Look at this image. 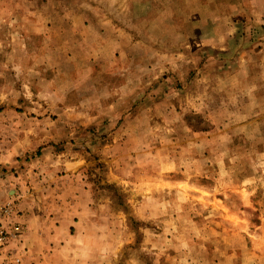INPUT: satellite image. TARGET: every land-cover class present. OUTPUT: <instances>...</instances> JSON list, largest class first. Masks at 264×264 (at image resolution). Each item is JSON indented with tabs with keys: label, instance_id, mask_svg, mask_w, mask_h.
Masks as SVG:
<instances>
[{
	"label": "rangeland",
	"instance_id": "374dc122",
	"mask_svg": "<svg viewBox=\"0 0 264 264\" xmlns=\"http://www.w3.org/2000/svg\"><path fill=\"white\" fill-rule=\"evenodd\" d=\"M220 3L0 0V173L49 218L1 200L0 264H264V30Z\"/></svg>",
	"mask_w": 264,
	"mask_h": 264
},
{
	"label": "crops",
	"instance_id": "0c3cea01",
	"mask_svg": "<svg viewBox=\"0 0 264 264\" xmlns=\"http://www.w3.org/2000/svg\"><path fill=\"white\" fill-rule=\"evenodd\" d=\"M220 1L221 3L219 6L223 8H227L229 10L226 15H231L229 16V18L236 20V23H235V25H237L236 32L239 31L238 28H241L242 30H246L247 32V30H250L248 29V26L250 27L260 26L262 30H264V0H220ZM224 17L226 16L224 15ZM258 21H261L262 23H258ZM73 32H75V30ZM74 36L76 38V35ZM102 39L105 40L106 42H110L112 40L110 36H102L101 31H99V29L97 28L96 32L92 33V37H90V40L92 42V48L91 49L87 48L88 52L89 51L91 52H89L90 57L86 59V64L87 65L89 64L90 68L86 66L87 68H86L84 75H93L94 72H92L91 69H93L94 63L96 62V60L97 61L100 60L101 58L100 56L104 54L102 53L100 46H98L103 42ZM69 52H70V55L69 53L66 54L68 56L67 60H69V63L72 62V64H74L75 66L78 65L79 63L76 61L77 60L76 55L78 53L72 52V50H69ZM241 58L243 59L244 56L242 55ZM111 60L115 62L114 58H109L104 63L107 64L108 61H111ZM110 68L114 69V66L112 67L109 66L108 69ZM226 72L228 75H243L241 71L240 73L239 71H236V72L226 71ZM30 138L32 140V143L44 142L42 137H40L39 135L30 136L28 133H26L24 140L22 138L20 142L24 141L25 144H28L30 141ZM1 152L2 153H0V165L6 164L7 162H9V164L12 165L13 162L10 160H14L16 158L15 154L19 152L22 153V150L17 147L14 149L5 147ZM71 163L74 164V169H76L77 162L74 161ZM11 173L12 174H5V175L0 173V201L3 200L5 197L8 198V196H11L10 194H12L14 198L18 199V208L19 210L22 211V213L19 214L18 216V220L24 223V228H25V230L23 231V235H22V245L26 246L31 241L34 240V238L36 237V233H39V231H41L42 223L43 224L49 223L48 221L49 218L47 219L43 217L41 219L40 217H37L38 215L37 207L38 206H37L35 199L32 198L31 200H27L26 197L23 196L22 192H20L21 184L23 182L22 177L16 176L15 174H13V172ZM48 187L50 190H53V187L51 185ZM80 192L84 194L88 193L86 188L81 189ZM74 206L75 207L72 209L73 216H74L75 209H76V205ZM64 209L65 211L60 210L61 217H59V219L63 218L64 216L69 215L70 209L67 206H64ZM74 219L75 217H73V220L70 221V223L69 221L66 223H68L69 225H74L75 224ZM42 220L43 222H41ZM51 220H53V218ZM39 224H40V227H39Z\"/></svg>",
	"mask_w": 264,
	"mask_h": 264
},
{
	"label": "built area",
	"instance_id": "2783aa9c",
	"mask_svg": "<svg viewBox=\"0 0 264 264\" xmlns=\"http://www.w3.org/2000/svg\"><path fill=\"white\" fill-rule=\"evenodd\" d=\"M14 207L10 203H6L4 205H0V246H6L10 237H15L20 231L21 226L12 222L10 218H12ZM10 219V223L8 221ZM11 226H10V225ZM16 263L20 262L19 258L15 259Z\"/></svg>",
	"mask_w": 264,
	"mask_h": 264
}]
</instances>
